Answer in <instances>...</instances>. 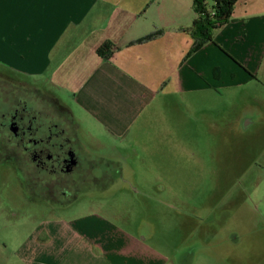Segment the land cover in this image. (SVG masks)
<instances>
[{
	"label": "crops",
	"instance_id": "crops-1",
	"mask_svg": "<svg viewBox=\"0 0 264 264\" xmlns=\"http://www.w3.org/2000/svg\"><path fill=\"white\" fill-rule=\"evenodd\" d=\"M195 20L194 0H0V68L53 92L91 147L118 154L112 142L120 145L150 113L162 117L159 108L174 95L264 82V0H240L232 20L193 51ZM22 226L8 240L0 236V264L165 260L146 236L120 225L117 213L90 208Z\"/></svg>",
	"mask_w": 264,
	"mask_h": 264
},
{
	"label": "rangeland",
	"instance_id": "rangeland-1",
	"mask_svg": "<svg viewBox=\"0 0 264 264\" xmlns=\"http://www.w3.org/2000/svg\"><path fill=\"white\" fill-rule=\"evenodd\" d=\"M256 82L253 90L174 95L159 108L162 117L150 113L120 145L112 142L119 155L96 144L102 159L93 156L91 178L103 186L93 182L89 195L67 208L50 210L40 189L0 170L2 240L42 215L92 208L120 214V225L146 236L164 257L160 264H264V82Z\"/></svg>",
	"mask_w": 264,
	"mask_h": 264
},
{
	"label": "flooded vegetation",
	"instance_id": "flooded-vegetation-1",
	"mask_svg": "<svg viewBox=\"0 0 264 264\" xmlns=\"http://www.w3.org/2000/svg\"><path fill=\"white\" fill-rule=\"evenodd\" d=\"M1 71L0 170L4 177L21 174L40 189L44 200L52 202L50 210L67 208L89 195L93 182L101 185L91 173L93 156L102 158L53 92Z\"/></svg>",
	"mask_w": 264,
	"mask_h": 264
},
{
	"label": "trees",
	"instance_id": "trees-1",
	"mask_svg": "<svg viewBox=\"0 0 264 264\" xmlns=\"http://www.w3.org/2000/svg\"><path fill=\"white\" fill-rule=\"evenodd\" d=\"M240 0H194V21L191 33L196 38L193 51L212 41L214 31L227 25L234 16L235 7ZM107 46L102 47L103 53Z\"/></svg>",
	"mask_w": 264,
	"mask_h": 264
}]
</instances>
